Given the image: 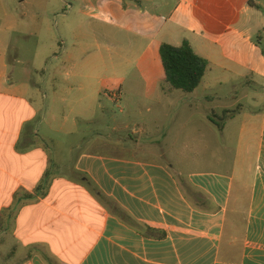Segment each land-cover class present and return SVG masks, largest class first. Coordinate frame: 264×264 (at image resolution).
<instances>
[{
  "label": "crops",
  "instance_id": "0c3cea01",
  "mask_svg": "<svg viewBox=\"0 0 264 264\" xmlns=\"http://www.w3.org/2000/svg\"><path fill=\"white\" fill-rule=\"evenodd\" d=\"M84 1L82 11L98 2L110 26L135 23L134 34L145 43L136 68L141 75L155 73L148 64L157 61L164 43L180 47L188 41L209 68L191 94L164 92L166 77L152 79L157 96L140 101L147 118L134 131L135 157L103 154L100 149L107 146L90 140L78 146L69 172H57L59 161L40 140L56 141L57 118L49 111L65 103L62 86L27 85L45 98L43 118L35 126L29 103L27 112L24 104L4 108L14 98L3 87L12 37L0 27V264H264V107L259 110L253 97L256 109L237 116L225 111L220 129L210 120L217 121L214 110L196 106L215 100L198 93L200 87L223 85L206 83L213 71L264 77V0H224L233 14L214 35L204 18L210 0ZM20 3L38 14L57 11V0ZM4 17L0 22L12 31L15 16ZM29 27H24L27 40L36 36ZM40 34L48 41L40 57L51 55L50 27ZM42 69L34 60L27 68L29 74ZM60 71L52 69L55 75ZM127 73L113 64L118 90L109 94L100 119L106 118L105 107L125 100ZM78 86L77 119L92 124L96 119L85 114L95 100L87 97L90 85ZM114 121V130L129 127ZM229 126L236 133L233 148L223 147L221 139ZM228 150H235L232 161L223 158ZM48 174L47 186L38 191Z\"/></svg>",
  "mask_w": 264,
  "mask_h": 264
},
{
  "label": "rangeland",
  "instance_id": "374dc122",
  "mask_svg": "<svg viewBox=\"0 0 264 264\" xmlns=\"http://www.w3.org/2000/svg\"><path fill=\"white\" fill-rule=\"evenodd\" d=\"M80 1L82 0H57V11H55L57 14L54 11L53 13L49 11L50 14L40 11L38 14V11L24 7L20 3L21 0H0V19L5 18V13H12L16 23L11 31L8 30L9 27L5 21L0 22V27L5 29L4 34L11 33L12 37L8 54L10 68L3 87L8 89L14 98L9 97L4 108L13 105L14 109H17L19 105L24 104L25 112H27L29 103L31 105L29 113L36 116L31 126H35L43 118L45 98L43 95H38L37 90L32 87L27 90V85L57 83L62 86L65 103L62 102L57 108L51 107L49 111V116L57 118L55 123L57 131L54 135L56 141L53 143L40 140V144L46 147L54 161H59L61 168L57 172L64 173L69 172L80 147L85 146L90 140L98 145L107 146V149H100L103 154L135 157L134 131L139 130V124L143 118H147L143 107L140 106V101L146 100V103H150L154 100L157 92L151 84L152 79L165 77L159 54L157 61L148 64L151 69H155V73L141 75L136 71V68L140 66L138 59L144 52L145 43L135 36V23H126L123 28L110 26L104 22L103 9L97 6L98 2L89 4L90 9L82 11V8L86 7L81 6ZM207 7L204 14L206 28L210 35H214L216 29L230 20L233 13L229 10L231 8L225 7L224 0H216V3L210 0L207 2ZM167 12L170 11L167 10ZM25 13L27 17L23 16ZM26 26L29 27V32L36 33L32 39L24 38L28 32L24 28ZM46 27H50L54 35L53 53L40 57L44 46L48 44L44 34H40ZM262 44L264 47V39ZM53 54L58 55L59 58L51 60ZM31 60L35 61L37 67L43 66L42 70L46 71L29 74L27 68ZM113 64L122 65L126 73L129 69H135L136 73L126 74L128 79L126 88L123 90L125 100L121 104L112 102L105 107L106 118L102 120L100 119L101 108L107 104L109 94L118 90L111 78ZM54 67L61 68L60 74L55 75L52 72ZM219 82L223 85H217L213 90L206 91L204 86L200 87L198 93L211 94L215 100L196 105L201 112L205 109L207 112L214 110L218 115L216 119L218 122L225 123L221 121L225 111H231L233 116H237L241 110L249 113L252 109H256L253 97H257L260 103L259 110L264 107V77L261 75L244 78L238 74L216 71L208 74L206 83ZM80 83L90 85L87 97L95 99L92 109L85 112L88 117L96 119L92 124L83 123L77 119L80 108L74 104V101L81 96L78 90ZM164 88V92L174 91L181 94L172 90L167 84H164ZM154 108L158 110L157 107ZM114 117L120 123L128 124L129 127L125 130H114ZM146 122L149 123V119ZM44 128L45 125L42 126V131ZM71 131L75 134L72 135ZM235 135L233 128L227 127L221 137L223 147H235ZM234 154L235 150H228L226 154H223V158L226 161H232Z\"/></svg>",
  "mask_w": 264,
  "mask_h": 264
},
{
  "label": "trees",
  "instance_id": "16d2710c",
  "mask_svg": "<svg viewBox=\"0 0 264 264\" xmlns=\"http://www.w3.org/2000/svg\"><path fill=\"white\" fill-rule=\"evenodd\" d=\"M160 57L168 85L173 90L186 94H191L198 89L209 68V62L197 55L188 41H184L180 47L166 43L162 44L160 46ZM228 113H224V116L221 118L222 122L225 121L226 114ZM210 120L218 128H223V123L216 122L212 117ZM48 178L49 174L46 175L44 185H41L38 191L47 186Z\"/></svg>",
  "mask_w": 264,
  "mask_h": 264
}]
</instances>
